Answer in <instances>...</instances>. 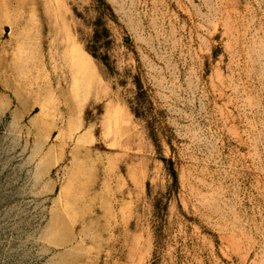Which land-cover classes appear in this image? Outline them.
Masks as SVG:
<instances>
[{"label":"rangeland","instance_id":"374dc122","mask_svg":"<svg viewBox=\"0 0 264 264\" xmlns=\"http://www.w3.org/2000/svg\"><path fill=\"white\" fill-rule=\"evenodd\" d=\"M0 264H264V0H0Z\"/></svg>","mask_w":264,"mask_h":264},{"label":"bare ground","instance_id":"6f19581e","mask_svg":"<svg viewBox=\"0 0 264 264\" xmlns=\"http://www.w3.org/2000/svg\"><path fill=\"white\" fill-rule=\"evenodd\" d=\"M77 58V57H76ZM73 58L72 59V65H74L76 68L74 69L76 74V79L83 80L86 78L87 70H86V62L85 60L81 58Z\"/></svg>","mask_w":264,"mask_h":264}]
</instances>
